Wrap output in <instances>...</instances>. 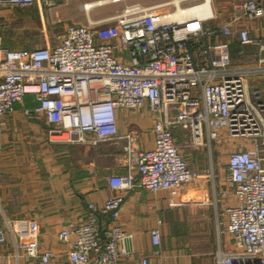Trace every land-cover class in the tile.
<instances>
[{
	"label": "built area",
	"instance_id": "1",
	"mask_svg": "<svg viewBox=\"0 0 264 264\" xmlns=\"http://www.w3.org/2000/svg\"><path fill=\"white\" fill-rule=\"evenodd\" d=\"M59 1L0 0V9L34 3L49 8ZM204 2L208 8L201 13L174 16L180 7L193 9ZM172 4L173 9L161 11L163 4L132 1L114 14L68 23L52 43L40 46H7L0 32V128L4 115L30 93L36 104L25 112L43 117L50 142L126 140L127 170L110 173V193L101 202L87 203L82 222L58 232L68 264H150L148 255L133 254L130 233L120 225H102V220L119 216L125 194L135 186L168 189L199 176L173 136L177 126L189 130L186 144L192 147L204 145L205 136L235 144L226 160L231 189H222L219 197L230 192L234 201L217 212L237 247L219 252L216 263L264 264V89L250 88L246 79L248 73L264 72V65L234 66L228 42L208 40L210 33H233L230 22L211 30L204 27L214 16L210 0ZM238 9L247 19L264 14L258 0H243ZM237 34L242 44L257 42L247 29ZM258 46L264 53V42ZM258 59L264 62V54ZM142 108L151 115L152 145L135 147L130 143L134 130L119 132L118 113ZM99 227H104L103 236ZM11 229L26 260L48 264L60 255L39 247L38 219H15ZM150 235L160 244L157 226ZM6 240L0 220V244Z\"/></svg>",
	"mask_w": 264,
	"mask_h": 264
},
{
	"label": "crops",
	"instance_id": "2",
	"mask_svg": "<svg viewBox=\"0 0 264 264\" xmlns=\"http://www.w3.org/2000/svg\"><path fill=\"white\" fill-rule=\"evenodd\" d=\"M87 1L93 0H83L80 4ZM132 1L146 6L163 4L158 8L161 11L173 9L172 2H175L129 0ZM179 1L186 6L200 0ZM242 1L210 0L214 16L204 21V27L211 30L230 22L231 35L210 33L208 40L228 42L232 65L255 68L264 65L258 59L264 54L258 46L264 42V14L247 19L238 9ZM258 1L264 6V0ZM114 3L103 0L96 4L93 7L99 9L95 16L87 13L85 21L87 16L101 18L122 8L118 9ZM14 11L15 8H1L0 14ZM240 29H247L257 42L242 44L237 34ZM246 79L250 88L264 89V72L248 73ZM30 95L32 102L28 99L30 103H27L24 95L14 110L4 115L5 122L0 128V220L7 232L6 242L0 244V264H41L20 255L12 233L13 220L28 217L40 222L39 247L52 248L60 254L48 264H68L58 232L65 226L82 222L88 213L87 203L101 202L110 193L107 176L128 168L123 149L126 140L96 145L50 142L43 117L25 112L36 104L32 94H26ZM117 125L121 133L130 128L134 130L135 136L130 141L133 146L152 145V119L146 108L119 111ZM172 131L189 166L197 169L199 176L168 189L149 191L135 186L125 194L119 216L104 218L102 225H120L130 233L128 243L133 254L148 255L150 264H217L219 252L237 247L219 223L217 212L224 203L234 201L230 192L226 197H219L222 189H231L226 160L227 152L235 144L205 136V144L196 148L186 144L190 136L187 128L177 126ZM155 226L160 230V244L151 240L150 230Z\"/></svg>",
	"mask_w": 264,
	"mask_h": 264
},
{
	"label": "rangeland",
	"instance_id": "3",
	"mask_svg": "<svg viewBox=\"0 0 264 264\" xmlns=\"http://www.w3.org/2000/svg\"><path fill=\"white\" fill-rule=\"evenodd\" d=\"M82 1L63 0L49 8L34 3L16 7L12 14L7 12L0 14V32L4 43L10 47H33L47 42L52 43L56 34L62 32L66 24L85 22L87 11L82 7L83 4H80ZM128 2L129 0H121L114 5L119 9ZM98 9L99 7H91L88 14L95 16ZM29 97L25 94L24 99L27 103L29 100L32 102L31 95Z\"/></svg>",
	"mask_w": 264,
	"mask_h": 264
},
{
	"label": "bare ground",
	"instance_id": "4",
	"mask_svg": "<svg viewBox=\"0 0 264 264\" xmlns=\"http://www.w3.org/2000/svg\"><path fill=\"white\" fill-rule=\"evenodd\" d=\"M176 1V0H175ZM103 2V1H102ZM96 4H98L97 0H93V1H87L85 4L82 5V7L87 11L95 6ZM207 2H204L202 5L195 7L193 9H188V8H178L177 11L174 12V16L178 17V18H185L193 13H201V11L203 10H207L208 6H207Z\"/></svg>",
	"mask_w": 264,
	"mask_h": 264
},
{
	"label": "water",
	"instance_id": "5",
	"mask_svg": "<svg viewBox=\"0 0 264 264\" xmlns=\"http://www.w3.org/2000/svg\"><path fill=\"white\" fill-rule=\"evenodd\" d=\"M104 228L99 227V234L100 236H103Z\"/></svg>",
	"mask_w": 264,
	"mask_h": 264
}]
</instances>
